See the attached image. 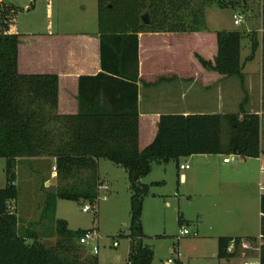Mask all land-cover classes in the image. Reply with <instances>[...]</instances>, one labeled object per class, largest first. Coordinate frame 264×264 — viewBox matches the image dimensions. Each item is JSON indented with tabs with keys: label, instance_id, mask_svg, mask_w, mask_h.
Returning <instances> with one entry per match:
<instances>
[{
	"label": "trees",
	"instance_id": "1",
	"mask_svg": "<svg viewBox=\"0 0 264 264\" xmlns=\"http://www.w3.org/2000/svg\"><path fill=\"white\" fill-rule=\"evenodd\" d=\"M36 2L30 0L27 7L19 8L0 1V159L4 161L6 174L5 185L0 188V264H100L96 256L81 258L78 239L83 231L68 230L64 221L54 223L59 239L52 248L38 243L34 232H17L16 162L43 157L55 160V178L60 183L54 197L44 198L47 209L55 198H82L90 204L96 203L102 183L97 174L98 161L105 160L122 168L130 191L126 264H151L152 250L142 243L140 224L142 200L148 194L149 185L140 180L151 172L153 164L172 161L178 168L180 158L193 155H237L242 159L264 156V115L246 112L243 108L246 99L237 113L160 115L154 139L142 150L138 148L135 85H132L129 112L102 108L84 110L80 92L79 112L61 115L57 107V76L24 75L17 70L19 35L12 28L18 14L33 10ZM97 4L101 31L107 25L135 34L198 32L205 29L204 10L207 7L234 6L233 1L225 0H97ZM114 11L120 14L106 23L105 15ZM144 15H147V24L142 20ZM261 25L264 29V0H261ZM130 37L134 38L135 58V35ZM216 39L218 51L213 66L197 57L199 62L221 75L237 77L242 87L243 32L220 30L216 32ZM102 41V66L110 70L104 63V52L112 51L115 45H104ZM258 45L255 37L250 40V53L244 63L253 59ZM134 60L137 64L136 58ZM108 72L128 76L124 70ZM136 74L129 78L135 81ZM83 81L84 78H80L79 90ZM82 173H86L84 178L80 177ZM10 206L14 207L13 213L9 211ZM259 214V234L264 238V195L259 198ZM254 240L247 239L250 243ZM241 241L237 237H218L217 258L235 257ZM231 244L234 251L228 252ZM259 264H264V245L260 247Z\"/></svg>",
	"mask_w": 264,
	"mask_h": 264
},
{
	"label": "rangeland",
	"instance_id": "2",
	"mask_svg": "<svg viewBox=\"0 0 264 264\" xmlns=\"http://www.w3.org/2000/svg\"><path fill=\"white\" fill-rule=\"evenodd\" d=\"M225 1H233L234 6H211L204 10L205 26L243 33L246 28L259 27L261 0ZM37 5L36 2L34 15L46 16L44 0ZM51 7L53 18L98 19L97 0H53ZM119 14L118 11L106 14L104 20L108 23ZM234 14L242 16L240 25H234ZM24 15L20 17H28ZM252 65H257V60ZM226 157L193 155L180 158V162L188 163L190 168L179 170V173L175 162L153 164L151 172L144 179L149 191L142 200L140 216L142 243L153 254L151 264H243L245 260L258 261L256 251L244 249H239L235 258H217L218 237L252 239L260 233V162L249 158L234 159L229 164H223L222 160ZM51 164L46 158L17 160L15 186L18 198L14 203L18 218L17 232H34L38 243L52 248L59 239L54 225L58 220L64 221L71 231L95 230L100 236L96 256L98 262L126 264L130 191L124 170L111 162H103L101 178L108 190L98 189V200L91 204L93 209L83 213L81 208L90 203L82 198H55L51 200L50 209L44 208V198L52 197L60 184L55 174L51 176L56 171H53ZM179 174L185 176V182L179 183ZM80 175L84 178L86 173ZM262 179L264 181V177ZM5 180V164L0 159V188L4 187ZM181 227L194 235H179ZM114 241H117L116 247L112 245ZM80 249L82 259L92 257L89 251L82 247Z\"/></svg>",
	"mask_w": 264,
	"mask_h": 264
},
{
	"label": "crops",
	"instance_id": "3",
	"mask_svg": "<svg viewBox=\"0 0 264 264\" xmlns=\"http://www.w3.org/2000/svg\"><path fill=\"white\" fill-rule=\"evenodd\" d=\"M29 2L8 0L7 3L25 8ZM41 2L43 0H37V6ZM44 2L46 16L34 15L35 9L23 12L12 28L19 35L17 70L24 75L57 76L59 114L75 115L81 105L84 110L102 108L105 111L116 109L129 112L133 98L132 85H135L140 150L154 139L160 115L237 113L244 99L246 112L264 115V29L261 15L259 27L246 28L243 33L240 49V60L243 62L241 87L237 77L221 75L210 66L201 64L197 58L213 66L218 51L216 32L219 30L205 26L204 30L190 33L135 34L104 25L101 31L98 19L53 18V0ZM23 15L28 17L22 19L20 16ZM130 35H135L136 39L137 64L134 60V38ZM254 37L258 41V48L253 59L244 63L250 53V40ZM101 39L104 45H115L112 51L104 52V63L110 70L102 66ZM255 60L257 65H252ZM113 70H124L128 76L120 77L108 72ZM135 72L137 78L133 81L129 76ZM80 78H84V81L79 90ZM80 92L82 104L79 101ZM43 158L55 166L53 158ZM103 162L106 161H98L97 169L101 182ZM178 164L185 163L179 159ZM177 170L179 173V167ZM54 174L56 171L51 176ZM145 178L140 182L145 184ZM185 180V176L179 174V183ZM239 249H242L241 246L237 251ZM232 251L233 244L228 248V252Z\"/></svg>",
	"mask_w": 264,
	"mask_h": 264
},
{
	"label": "built area",
	"instance_id": "4",
	"mask_svg": "<svg viewBox=\"0 0 264 264\" xmlns=\"http://www.w3.org/2000/svg\"><path fill=\"white\" fill-rule=\"evenodd\" d=\"M233 18V23L234 25H240L241 21H242V16L240 14H234L232 16ZM228 157L224 158L222 161L223 163H228L233 161L234 159H239L240 157L237 155H227ZM259 162H260V166H259V175H260V182L258 184V187L260 189V191L262 192L261 195H264V181L262 179V177H264V162H262V159L259 158ZM189 164L185 163V164H181L179 165V169L180 170H187L189 169ZM53 171H55V167L53 168ZM98 189H102L103 191H107L108 190V186L106 183H101V185L99 186ZM98 200V198H97ZM93 205L91 204H87L86 206L81 208V211L83 213H87L90 210L93 209ZM9 211L10 213H13L14 211V207L10 206L9 207ZM261 216V214H260ZM264 217V215H262ZM194 235V233H191L187 228L181 227L179 230V235L181 236H188V235ZM100 239L99 234L97 233V231L95 230H85L83 231V233L81 234V236L78 239V243L79 245L86 249L87 251H89L90 255L92 256H97L99 253V246H98V240ZM113 247L117 246V241H114L112 243ZM264 245V238L259 234L255 240L253 242H247V241H242L240 246L242 249L244 250H254L257 252L258 254V261L256 262H250L248 260H245V262L243 264H259V252H260V247ZM171 261H168V263H170Z\"/></svg>",
	"mask_w": 264,
	"mask_h": 264
},
{
	"label": "water",
	"instance_id": "5",
	"mask_svg": "<svg viewBox=\"0 0 264 264\" xmlns=\"http://www.w3.org/2000/svg\"><path fill=\"white\" fill-rule=\"evenodd\" d=\"M142 20H143V22H144L145 24H147V23H148L147 15H144V16L142 17Z\"/></svg>",
	"mask_w": 264,
	"mask_h": 264
}]
</instances>
